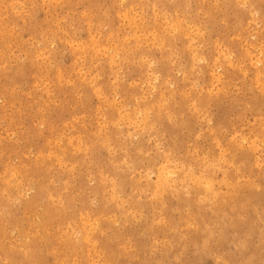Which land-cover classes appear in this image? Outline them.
Listing matches in <instances>:
<instances>
[{
	"label": "rangeland",
	"instance_id": "rangeland-1",
	"mask_svg": "<svg viewBox=\"0 0 264 264\" xmlns=\"http://www.w3.org/2000/svg\"><path fill=\"white\" fill-rule=\"evenodd\" d=\"M0 264H264V0H0Z\"/></svg>",
	"mask_w": 264,
	"mask_h": 264
}]
</instances>
